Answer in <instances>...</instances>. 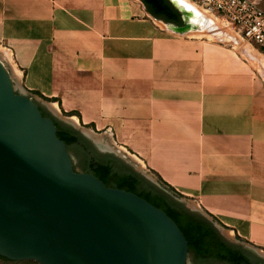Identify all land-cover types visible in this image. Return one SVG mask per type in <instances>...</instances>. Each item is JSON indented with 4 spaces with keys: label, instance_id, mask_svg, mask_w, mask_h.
Wrapping results in <instances>:
<instances>
[{
    "label": "crops",
    "instance_id": "0c3cea01",
    "mask_svg": "<svg viewBox=\"0 0 264 264\" xmlns=\"http://www.w3.org/2000/svg\"><path fill=\"white\" fill-rule=\"evenodd\" d=\"M195 32L140 0H0V47L27 92L114 130L168 189L264 252V83L221 73Z\"/></svg>",
    "mask_w": 264,
    "mask_h": 264
},
{
    "label": "water",
    "instance_id": "95a60500",
    "mask_svg": "<svg viewBox=\"0 0 264 264\" xmlns=\"http://www.w3.org/2000/svg\"><path fill=\"white\" fill-rule=\"evenodd\" d=\"M169 1L184 22L178 27L163 21L169 30L203 31L211 25L184 0ZM39 105L63 126L86 135L103 154L116 158L118 168L129 166L142 174L151 186L211 222L229 243L264 258L263 251L237 240L234 231L223 228L196 201L184 200L140 173L114 149L55 115L25 89L18 92L0 61L1 258L38 264H196L185 235L162 209L75 170L70 153L79 170L86 157L76 147L69 153L54 120L43 116Z\"/></svg>",
    "mask_w": 264,
    "mask_h": 264
},
{
    "label": "trees",
    "instance_id": "16d2710c",
    "mask_svg": "<svg viewBox=\"0 0 264 264\" xmlns=\"http://www.w3.org/2000/svg\"><path fill=\"white\" fill-rule=\"evenodd\" d=\"M148 12L155 18L169 25L183 26L181 13L171 4L169 0H140ZM45 99L41 94H37ZM43 116L51 117L57 127L58 137L64 141L67 147H72L81 138L79 133L71 131L63 126L57 119L53 118L41 105H39ZM72 115V114H71ZM116 158L107 156L103 163H98V168L92 166V174L102 180L107 187L123 189L132 192L147 200L157 208L162 209L185 235L189 243V252L197 261L218 260L239 263L245 261L246 256L238 249L233 248L229 242L222 238L218 230L205 218L189 211L184 204L177 203L171 197L151 186L147 180L134 171L117 168ZM100 162V161H99ZM160 181L167 185L159 178ZM169 189L179 197L173 188ZM238 239H240L238 237Z\"/></svg>",
    "mask_w": 264,
    "mask_h": 264
},
{
    "label": "rangeland",
    "instance_id": "374dc122",
    "mask_svg": "<svg viewBox=\"0 0 264 264\" xmlns=\"http://www.w3.org/2000/svg\"><path fill=\"white\" fill-rule=\"evenodd\" d=\"M202 13V12H201ZM210 21L211 25L205 28L203 31H197L194 34H190V38L187 39L188 42L191 40L204 42L205 46H213L217 52L212 55V60L214 63L219 65V70L221 73L230 72L236 75L249 74L255 83H264V54L258 50V48L252 44H249L243 40L237 32L224 22L216 19L212 15L204 14ZM193 37V38H192ZM196 39H195V38ZM209 57L210 56H205ZM0 60L5 63L8 70L11 73L15 87L18 92L25 89L24 83L22 82V74L16 69L15 63L12 56L4 53V49L0 47ZM26 90V89H25ZM27 91V90H26ZM28 94L40 103L46 106L55 115L60 117L66 122H73L71 114H66L64 112L54 109L49 102L40 96L28 92ZM76 124V122H75ZM81 131L87 133L95 141L105 144L117 153H119L124 159H126L130 164H132L140 173H144L151 177L153 180L165 186L161 183L159 177L152 172L145 163L136 155V153L130 149H125L124 143H122L121 136L117 140V136L114 134V130L108 131L103 129L98 131L92 126L84 125L82 123L77 124ZM166 187V186H165ZM184 200H191L183 198ZM236 237V236H235ZM237 240L244 242L243 240ZM0 264H38L33 261H9L7 259L0 257Z\"/></svg>",
    "mask_w": 264,
    "mask_h": 264
},
{
    "label": "built area",
    "instance_id": "2783aa9c",
    "mask_svg": "<svg viewBox=\"0 0 264 264\" xmlns=\"http://www.w3.org/2000/svg\"><path fill=\"white\" fill-rule=\"evenodd\" d=\"M214 16L264 54V0H184Z\"/></svg>",
    "mask_w": 264,
    "mask_h": 264
},
{
    "label": "flooded vegetation",
    "instance_id": "af4514ba",
    "mask_svg": "<svg viewBox=\"0 0 264 264\" xmlns=\"http://www.w3.org/2000/svg\"><path fill=\"white\" fill-rule=\"evenodd\" d=\"M50 114V113H49ZM53 118H55V116L53 114H50ZM56 119V118H55ZM65 127L66 128H69L71 131L75 132V133H79L81 138L78 140V143L72 147H76L78 148V150L86 157L87 159V162H86V165L85 167L82 169V170H79L78 169V165L77 163L75 162V159H74V156L70 153V149L72 147H67L72 159H73V162H74V168L77 172L79 173H90L92 174V166H94V169H97L98 168V163H103V158L109 156V155H106V154H103L101 152V150L95 146V144L92 142V140H90L86 135H84L82 132L72 128L71 126H68L67 124H65ZM100 161V162H99ZM117 166V164H116ZM128 169H130L129 166H126ZM118 168V167H117ZM132 170V169H130ZM134 171V170H132ZM136 174L140 175L141 177L145 178L142 174H139L138 172L134 171ZM94 175V174H93ZM220 234V233H219ZM220 236L222 238H224L221 234ZM225 239V238H224ZM226 240V239H225ZM228 242V240H226ZM230 245L233 247V248H236L238 249L240 252H242L245 256H246V259L245 261H242V262H239V263H235V262H225V261H218V260H212V261H215L219 264H264V258L261 257L259 254L251 251V250H248L244 247H238V246H235L233 244L230 243ZM195 263L196 264H205V262H199L196 260L195 258Z\"/></svg>",
    "mask_w": 264,
    "mask_h": 264
},
{
    "label": "bare ground",
    "instance_id": "6f19581e",
    "mask_svg": "<svg viewBox=\"0 0 264 264\" xmlns=\"http://www.w3.org/2000/svg\"><path fill=\"white\" fill-rule=\"evenodd\" d=\"M190 5V4H189ZM191 6V5H190ZM193 7V6H192ZM194 8V7H193ZM195 9V8H194ZM1 61V60H0ZM2 62V61H1ZM4 65H5V63L4 62H2ZM6 66V65H5Z\"/></svg>",
    "mask_w": 264,
    "mask_h": 264
}]
</instances>
